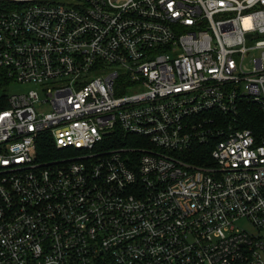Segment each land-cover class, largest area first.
<instances>
[{
    "label": "built area",
    "instance_id": "2783aa9c",
    "mask_svg": "<svg viewBox=\"0 0 264 264\" xmlns=\"http://www.w3.org/2000/svg\"><path fill=\"white\" fill-rule=\"evenodd\" d=\"M251 106L264 0H0V264H264Z\"/></svg>",
    "mask_w": 264,
    "mask_h": 264
},
{
    "label": "trees",
    "instance_id": "16d2710c",
    "mask_svg": "<svg viewBox=\"0 0 264 264\" xmlns=\"http://www.w3.org/2000/svg\"><path fill=\"white\" fill-rule=\"evenodd\" d=\"M246 113H247V121L245 124H243V128H247V129H254L255 128V123H252L251 120L253 118H257L258 117V122H261V126L264 122V120L262 119V114L260 117V112L259 109L257 107H249L246 109ZM263 121V122H262ZM123 140L117 139L114 141V144L116 145V147L118 148H123V146L125 145L124 143H122ZM49 153H52V149L49 147ZM50 157V156H49ZM191 158H193V161H197L198 163H203L206 161L207 156L203 154V152L201 151V148L199 149H195V152L192 153Z\"/></svg>",
    "mask_w": 264,
    "mask_h": 264
},
{
    "label": "rangeland",
    "instance_id": "374dc122",
    "mask_svg": "<svg viewBox=\"0 0 264 264\" xmlns=\"http://www.w3.org/2000/svg\"><path fill=\"white\" fill-rule=\"evenodd\" d=\"M30 88H31V86L26 87L24 85H14V86L10 87L9 93L10 94H19V93L26 92L27 90H30ZM240 225H241V227L247 229L249 232L256 233L255 228L247 220L240 221ZM261 235L264 238V230L261 232Z\"/></svg>",
    "mask_w": 264,
    "mask_h": 264
}]
</instances>
